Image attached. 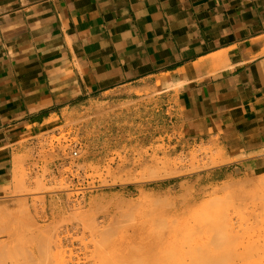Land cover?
I'll return each mask as SVG.
<instances>
[{
	"label": "rangeland",
	"instance_id": "rangeland-1",
	"mask_svg": "<svg viewBox=\"0 0 264 264\" xmlns=\"http://www.w3.org/2000/svg\"><path fill=\"white\" fill-rule=\"evenodd\" d=\"M160 91L92 99L31 138L0 198V264H264V152L237 170Z\"/></svg>",
	"mask_w": 264,
	"mask_h": 264
},
{
	"label": "crops",
	"instance_id": "crops-1",
	"mask_svg": "<svg viewBox=\"0 0 264 264\" xmlns=\"http://www.w3.org/2000/svg\"><path fill=\"white\" fill-rule=\"evenodd\" d=\"M159 88L185 135L261 164L264 0H0V198L67 112Z\"/></svg>",
	"mask_w": 264,
	"mask_h": 264
},
{
	"label": "built area",
	"instance_id": "built-area-1",
	"mask_svg": "<svg viewBox=\"0 0 264 264\" xmlns=\"http://www.w3.org/2000/svg\"><path fill=\"white\" fill-rule=\"evenodd\" d=\"M70 157L73 158V159H76V158L79 157V149H78V147L76 145L70 151Z\"/></svg>",
	"mask_w": 264,
	"mask_h": 264
},
{
	"label": "bare ground",
	"instance_id": "bare-ground-1",
	"mask_svg": "<svg viewBox=\"0 0 264 264\" xmlns=\"http://www.w3.org/2000/svg\"><path fill=\"white\" fill-rule=\"evenodd\" d=\"M140 233V232H139ZM137 239V238H136Z\"/></svg>",
	"mask_w": 264,
	"mask_h": 264
}]
</instances>
